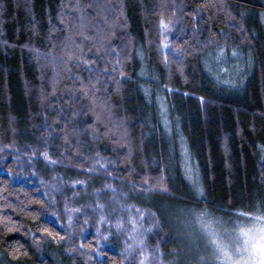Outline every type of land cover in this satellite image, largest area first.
<instances>
[{
  "label": "trees",
  "instance_id": "16d2710c",
  "mask_svg": "<svg viewBox=\"0 0 264 264\" xmlns=\"http://www.w3.org/2000/svg\"><path fill=\"white\" fill-rule=\"evenodd\" d=\"M261 13L264 0H0V264H136L115 245L98 249L86 205L66 222L67 208L91 190L105 199L109 184L224 215L255 211L264 196ZM220 47L252 56L238 93L203 71L201 56ZM159 101L178 137L166 136ZM181 142L203 199L184 181ZM58 175L67 193L49 196L40 181ZM78 181L80 201L71 198Z\"/></svg>",
  "mask_w": 264,
  "mask_h": 264
},
{
  "label": "rangeland",
  "instance_id": "374dc122",
  "mask_svg": "<svg viewBox=\"0 0 264 264\" xmlns=\"http://www.w3.org/2000/svg\"><path fill=\"white\" fill-rule=\"evenodd\" d=\"M262 27L264 30V23ZM169 34V29L165 28L162 44L164 51L169 48ZM221 48L223 47L216 48L201 56L200 62L203 71L216 89L225 93H238L246 84L247 79L251 77L252 56L234 48L228 51L223 48L225 50L224 54L218 60L217 55ZM233 50L236 51V56L232 55ZM140 58V60H143L142 57ZM140 71L143 75L144 67ZM138 76H140L139 72ZM145 76L146 74L143 75V77ZM225 81L229 83L226 84ZM162 97V95L157 96L158 100L161 101ZM161 101H159L161 106L158 109L164 113L165 108L162 106ZM164 115L162 116L160 113L161 125L166 136L171 137L174 135L178 137L181 133L179 122L172 123L170 113L168 115L164 113ZM178 145L177 150L181 159L184 181L189 193L195 199H198L201 194L204 195L205 191L200 170L194 157L190 154V149L186 147L184 142ZM51 161H57L58 163L51 162L49 167L60 164L57 159H51ZM100 165H102V168H106L109 162L104 160ZM60 176L52 177L48 183L43 180L40 181L44 184L43 187L47 195L54 197V195L61 192L67 193V189L61 183L62 178ZM29 177L19 174L17 179L20 181L29 179ZM196 184L201 188H194ZM82 185L81 181L70 185L74 192L71 194V198L80 201L81 190L77 193L74 190L80 187L84 192ZM102 190L103 192L107 190L108 196L105 199H98L96 195L99 192L91 190L89 198L84 199L83 204L79 202L76 209L67 208L66 222L73 225V222L81 215V208L85 209L87 206L91 212L97 215L95 231L96 235L100 236L96 241L98 249L106 245H115L121 251L120 254L123 257L133 260L136 264H162L163 261L165 264H214V257L208 247L206 238L197 226L198 217L205 212L210 213L219 218L223 225L227 227L233 221L250 215L245 213L224 215L221 212H213L207 208L161 201L141 192L128 194L124 191H118L117 187L111 184L104 186ZM102 190L100 191L102 192ZM255 206V211L264 209V196L257 198ZM82 215L84 214L82 213ZM159 233L162 237L159 236ZM164 248L165 253L162 256L161 252Z\"/></svg>",
  "mask_w": 264,
  "mask_h": 264
},
{
  "label": "clouds",
  "instance_id": "9594fccd",
  "mask_svg": "<svg viewBox=\"0 0 264 264\" xmlns=\"http://www.w3.org/2000/svg\"><path fill=\"white\" fill-rule=\"evenodd\" d=\"M197 226L206 238L214 264H264V209L227 227L205 212L198 217Z\"/></svg>",
  "mask_w": 264,
  "mask_h": 264
},
{
  "label": "snow or ice",
  "instance_id": "6c2138e0",
  "mask_svg": "<svg viewBox=\"0 0 264 264\" xmlns=\"http://www.w3.org/2000/svg\"><path fill=\"white\" fill-rule=\"evenodd\" d=\"M220 7H223L225 10H227V8L229 7L227 4H222V5H220ZM240 15L243 17L244 15H245V13H240ZM261 15V17L262 18H264V13H261L260 14ZM162 28H167L168 27V24H166L163 20H161V25H160ZM165 47H167V45H165ZM224 49L223 48H221L220 50H219V53H218V55H217V59L219 60L220 59V57H222L223 56V54H224ZM232 55L233 56H236L237 55V53H236V51L235 50H233V52H232ZM69 59H71V55L69 56ZM165 59L167 60V57H165ZM117 63H119V61H117ZM116 69L115 68H113V71H115ZM122 75H123V73H121ZM225 83L227 84V83H229L228 81H225ZM93 88L95 87L94 85L92 86ZM81 88H82V94H84V95H86V96H89V97H92V103H95L96 102V100H95V97L93 96V94H92V92H91V90L90 89H87V86H85V85H83V83L81 84ZM85 89H87V90H85ZM42 155L46 158V159H50V157L48 156V153L47 152H44V153H42ZM52 163H57V161H52ZM194 188H201V186H199L198 184H196V185H194ZM163 191H167L166 190V188H164V189H162ZM201 198L203 199V194H201ZM47 231V230H46ZM49 235H51L52 233H48ZM17 251H19V249L18 248H15V249H13V253H15V252H17Z\"/></svg>",
  "mask_w": 264,
  "mask_h": 264
}]
</instances>
